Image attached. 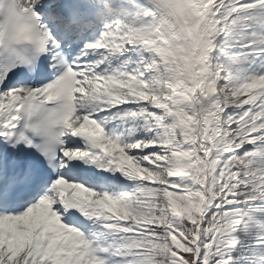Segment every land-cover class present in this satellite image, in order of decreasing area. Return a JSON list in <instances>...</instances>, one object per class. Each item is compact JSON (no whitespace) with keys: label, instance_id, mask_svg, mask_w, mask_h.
<instances>
[{"label":"snow or ice","instance_id":"snow-or-ice-1","mask_svg":"<svg viewBox=\"0 0 264 264\" xmlns=\"http://www.w3.org/2000/svg\"><path fill=\"white\" fill-rule=\"evenodd\" d=\"M0 264H264V0H0Z\"/></svg>","mask_w":264,"mask_h":264}]
</instances>
